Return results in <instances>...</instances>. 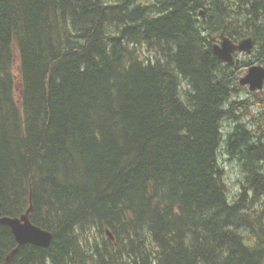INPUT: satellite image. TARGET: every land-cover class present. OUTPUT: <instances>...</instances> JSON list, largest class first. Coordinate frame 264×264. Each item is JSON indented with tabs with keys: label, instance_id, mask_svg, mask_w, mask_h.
<instances>
[{
	"label": "trees",
	"instance_id": "trees-1",
	"mask_svg": "<svg viewBox=\"0 0 264 264\" xmlns=\"http://www.w3.org/2000/svg\"><path fill=\"white\" fill-rule=\"evenodd\" d=\"M222 29L251 60L214 55ZM255 61L264 0H0L1 211L31 203L53 233L7 264H264V86L238 83ZM14 247L1 225L0 264Z\"/></svg>",
	"mask_w": 264,
	"mask_h": 264
},
{
	"label": "water",
	"instance_id": "water-1",
	"mask_svg": "<svg viewBox=\"0 0 264 264\" xmlns=\"http://www.w3.org/2000/svg\"><path fill=\"white\" fill-rule=\"evenodd\" d=\"M200 15L203 17L202 12ZM219 37V42L212 45V51L221 61L231 63L234 60L237 64L239 58L234 57V53L244 52L249 54L252 51L253 41L251 37L233 41L225 35L223 31H221ZM238 82L240 85H246L250 91L260 90L264 84V66L255 63L250 65L246 72L239 77ZM30 210L31 207H29L26 212L21 214L18 218L0 217V224H6L10 227L18 245L32 243L37 246H47L52 235L48 231L42 230L30 223L28 219V213ZM17 248L18 246L6 255L2 264H7Z\"/></svg>",
	"mask_w": 264,
	"mask_h": 264
},
{
	"label": "rangeland",
	"instance_id": "rangeland-1",
	"mask_svg": "<svg viewBox=\"0 0 264 264\" xmlns=\"http://www.w3.org/2000/svg\"><path fill=\"white\" fill-rule=\"evenodd\" d=\"M105 1V0H104ZM153 0H141V2L143 3H148L151 2ZM145 53H148L145 50ZM246 56V57H245ZM240 55L241 58H246L247 60H251L252 58L250 57V55ZM254 64V62H251L250 65ZM255 64H259L256 63ZM248 65V66H250ZM262 65V64H260ZM247 66V67H248ZM246 67V68H247ZM246 70V69H245ZM244 70V71H245ZM246 89V87H245ZM241 97H245L249 98L251 101L257 100V97H255L253 94H249V91L246 90H241ZM264 95V89L262 92H258L257 96L262 97ZM259 111L258 107L252 105L251 107H249L248 111L246 113L243 114L242 118L246 121V123L248 125H253L255 123V121H253V115L255 114V112L257 113ZM258 116V113L257 115ZM242 120V119H241ZM233 124V120H228L225 121L224 123V129H223V137L224 135H227V131L231 128V125ZM227 146V144H226ZM224 147V144L221 142L220 144V149L218 150V159H219V164L220 167L222 168L223 174H224V179L225 182L227 184V186L229 187V196H233L236 194V192L238 191V188H241V181L243 179V175L241 174V167L239 165V162L236 159V156L234 154H227L225 153L222 148Z\"/></svg>",
	"mask_w": 264,
	"mask_h": 264
},
{
	"label": "bare ground",
	"instance_id": "bare-ground-1",
	"mask_svg": "<svg viewBox=\"0 0 264 264\" xmlns=\"http://www.w3.org/2000/svg\"><path fill=\"white\" fill-rule=\"evenodd\" d=\"M201 12L203 13V11H202V10H200V12H199V13H201ZM203 17H204V16H203ZM223 29H224V27H223ZM223 29H222V31L224 32V30H223ZM220 33H221V32H220ZM220 33H219V35H220ZM246 37H251V36H246ZM246 37H242V38H246ZM242 38H240V39H242ZM251 38H252V37H251ZM230 39H231V38H230ZM219 40H220V37L218 38V41H217V42H214V43H218V42H219ZM231 40H232V39H231ZM238 40H239V39H238ZM238 40H236V41H238ZM214 43H213V44H214ZM212 52H213V51H212ZM214 55H215V54H214ZM245 57H246V56H245ZM240 60H241V58L239 59V62H240ZM239 62H238L237 64H239ZM235 64H236V63H235ZM31 206H32V204H31ZM11 258H12V257H11ZM11 258H10V259H11ZM4 259H5V258H4ZM10 259H9V260H10ZM9 260H8V261H9Z\"/></svg>",
	"mask_w": 264,
	"mask_h": 264
}]
</instances>
